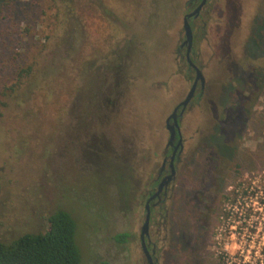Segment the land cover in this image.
<instances>
[{"label":"rangeland","instance_id":"1","mask_svg":"<svg viewBox=\"0 0 264 264\" xmlns=\"http://www.w3.org/2000/svg\"><path fill=\"white\" fill-rule=\"evenodd\" d=\"M196 4L74 0L83 38L76 36L78 47L68 57L60 0L0 4L1 241L45 233L47 217L63 210L76 223L81 264H146L138 239L144 204L164 157L166 119L194 78L180 44L183 17ZM263 12L261 0H208L194 23L204 24L192 59L205 88L181 117L184 149L175 189L179 211L186 197L203 192L204 203L223 217L211 229V264H264V83L235 140L233 164L212 161L213 137L233 127L224 112L244 90L237 81L250 64L243 46ZM111 59L109 72L104 63ZM51 63L56 67L46 88L38 87L30 101L11 103L8 88L19 69L34 65L39 71ZM83 70L97 80L90 93H100L94 119L81 115ZM90 100L86 94L85 107ZM222 172L223 179L216 177ZM215 198L223 201L213 207ZM228 216L235 217L234 236L227 234ZM244 216L251 219L240 230L236 221ZM118 234H128V241L115 243ZM159 248L163 264V243Z\"/></svg>","mask_w":264,"mask_h":264},{"label":"trees","instance_id":"2","mask_svg":"<svg viewBox=\"0 0 264 264\" xmlns=\"http://www.w3.org/2000/svg\"><path fill=\"white\" fill-rule=\"evenodd\" d=\"M9 1L13 0H0V4ZM54 1L51 0V2ZM261 1L264 4V0ZM60 2L63 5V14L65 15L61 42L65 46L64 53L68 57L78 47L75 43L76 36L79 37L78 40H81L83 33L73 18L74 0H60ZM259 17L258 23L251 30L249 38L243 46L244 51L249 54L250 64L246 70L242 71L244 73L242 79L237 81L244 90L237 94L232 100L230 108L224 112L225 117L232 121L233 127L227 134L220 135L218 138L213 137L214 154H216L212 159L213 162L220 158L219 152L226 159L235 152V140L239 138L250 117L252 107L263 90L264 78L262 79L261 73L264 72V12L262 17ZM52 51L54 52V50ZM259 61L263 64L262 66L256 64ZM115 62L114 59L107 60L104 63V69L111 72L115 67ZM54 67H56L55 64L51 63L46 68H39V71L35 70L34 65L20 68L12 86L8 88L7 98L14 104L30 101L35 96L38 87L39 90H44L51 82L50 74L53 73ZM92 77L93 75L87 70L81 72V80L85 83L84 89L80 93L82 96L80 104L82 107L81 115L94 119L97 118L101 109L97 108L95 104L100 96L99 91L95 89V94H93L94 92L90 93L88 90L89 85H92L93 81H97ZM21 88L22 92L17 95ZM13 94L16 95L13 96ZM86 94L91 95V103L89 102V105L85 107ZM0 104L4 103L1 102ZM220 159L223 160V158ZM46 222L47 230L45 233H26L8 243L0 240V264H81V254L75 242L77 226L74 219L67 212L56 210L47 217ZM128 238V234H118L113 237V241L117 244H123L128 241Z\"/></svg>","mask_w":264,"mask_h":264},{"label":"flooded vegetation","instance_id":"3","mask_svg":"<svg viewBox=\"0 0 264 264\" xmlns=\"http://www.w3.org/2000/svg\"><path fill=\"white\" fill-rule=\"evenodd\" d=\"M202 1L203 0H197V4L195 8L190 10L188 14L194 12L200 6ZM207 1L208 0H204L202 7H200L199 10L194 14V16L189 19V24L193 34L192 46L190 49V58L192 62H193L192 58L194 56L193 47H194L195 39L199 31L204 29V24L202 23L201 25L199 24L198 25L199 28H197L194 26L195 25L194 23L195 21L198 20L203 8L207 7ZM183 42L180 44V49H184L186 55L187 46L183 45ZM185 61H186V57H185ZM198 68L202 73L201 67ZM190 70L194 73V78H195L194 70L191 68ZM204 88H205V79L203 85H201L200 81H198L194 95L190 100V102L188 103V105L185 107V109L189 105H191V103L195 99L197 90L199 96L203 93ZM181 110L182 109L179 108L175 115L176 122L178 125V128H175L176 129L175 139L173 140L172 144L169 145L168 147L166 144V149L164 150V157L160 169L158 170L157 175L155 176V178L151 183L152 185L151 189L148 191L146 195L147 198L144 204V218H145V205L148 201L149 225H148L147 234L144 237V241L153 264H159L160 254L163 253L161 248H159V244L161 243H163V250H164L163 264H211L209 263L210 258H209V253L207 252L208 246L211 243L210 238L213 233L211 229H213L215 226H218L217 223H219V219H223V217L218 214H214L212 208L210 209L211 206H208L204 203L205 201L203 200L204 197L203 192H198L196 196L186 197L185 200L183 201L184 208L182 211L181 210L179 211V208L177 207L178 202L176 199V195L178 193L175 188H176V180L178 174V165L181 162V155L184 149L183 138L180 130V121L184 111L181 113ZM169 123L173 124V121L171 120L169 121ZM216 137L218 138L219 135L218 136L216 135ZM234 154L235 152H233L226 159L219 152L220 155L219 157L223 158V160L221 161V159L218 158L215 163L220 162L219 164L221 165L222 163L224 164L227 163L228 165L233 164ZM221 168L223 170V168L225 167H221ZM223 172H225V170ZM223 172L221 174L218 173L216 177H221V179H223L224 177ZM232 172H234V170H232ZM161 183H162L161 189L159 190V186ZM222 201H223L222 199L215 198L211 202L213 203V207H215L216 204ZM230 201L231 200H229V202ZM227 219L230 222L229 227L232 229L231 231H228L227 234L229 236H234L236 234L235 229L237 228V226L234 225L235 217L233 218V216H228ZM250 219L251 217H247V216H244L243 218L241 217L237 218L238 221H236V223H238L239 229L240 230L246 229L247 224L250 222ZM138 239L140 242V233ZM218 260H220V258H218ZM146 264H148L147 261Z\"/></svg>","mask_w":264,"mask_h":264},{"label":"water","instance_id":"4","mask_svg":"<svg viewBox=\"0 0 264 264\" xmlns=\"http://www.w3.org/2000/svg\"><path fill=\"white\" fill-rule=\"evenodd\" d=\"M203 3H204V0L202 1L200 6L194 12L187 14L183 17V21H182L183 30H184L183 45L187 46L186 55H185L186 63L189 66V68L194 70L195 78H194V81H193L191 88H190L187 96L185 97V99L175 107L172 114L166 119V129L169 132V139H168L167 147L169 145H171L173 140L175 139V135H176V129L175 128H178V125L176 122V117H175L177 110L179 108H181L182 109L181 113L184 111L185 107L188 105V103L190 102V100L192 99V97L194 95L198 81H200L201 85L204 84V78L202 76L201 71L199 70V68L197 66H195V64L192 62V60L190 58V49L192 46L193 34H192V30H191V27L189 24V19L194 16V14L199 10L200 7H202ZM171 120L173 121V124L169 123V121H171ZM161 185H162V183L159 186V190L161 189ZM148 225H149V206H148V201H147V203L145 205V218H144V222H143V225L141 227V230H140V245H141V249L143 251V254L146 258L147 263L153 264L151 257L148 253V250L146 248L145 241H144V237L147 234Z\"/></svg>","mask_w":264,"mask_h":264}]
</instances>
